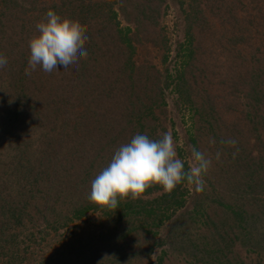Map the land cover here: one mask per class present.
Here are the masks:
<instances>
[{
  "label": "trees",
  "instance_id": "trees-1",
  "mask_svg": "<svg viewBox=\"0 0 264 264\" xmlns=\"http://www.w3.org/2000/svg\"><path fill=\"white\" fill-rule=\"evenodd\" d=\"M118 1L0 0V55L8 60L0 68V264H134L131 258L140 252H131L128 239L144 229L143 239L155 235L147 228L158 227L184 207L187 189L180 187L184 183L152 200L118 198L116 209L88 199L91 181L107 166L114 151L134 135L144 134L145 102L159 97L163 90L155 83L143 85L150 82L149 76L142 83H133L138 67L132 30L120 26L115 8ZM259 2L264 51V0ZM49 8L80 23L89 37L87 58L80 61L75 73L64 68L46 73L37 66L31 75H25L28 41ZM245 27L244 33L251 36L256 27L252 16L245 20ZM247 39L246 45L253 42L252 37ZM149 91L155 96H147ZM143 92L147 93L144 98ZM108 103L113 109L110 106L111 115L105 122H87L100 116L94 110ZM127 115L139 123L131 121L128 127L119 128ZM138 125L141 130L135 133ZM190 141L197 146L195 138ZM237 177L234 170L232 178ZM205 179L209 183L208 173ZM263 180L260 187L264 190ZM158 189L149 187L141 195ZM251 193L253 188L246 192ZM234 207L225 205L236 218L249 251L264 257V204L258 206L262 213L254 214L249 200L252 214L248 215L244 205ZM170 209L172 214H165ZM96 212L103 217L102 240L93 234L90 238V233L71 232L72 223ZM250 217L252 224L248 223ZM118 224L122 228L117 229ZM152 250H147V256Z\"/></svg>",
  "mask_w": 264,
  "mask_h": 264
},
{
  "label": "rangeland",
  "instance_id": "rangeland-1",
  "mask_svg": "<svg viewBox=\"0 0 264 264\" xmlns=\"http://www.w3.org/2000/svg\"><path fill=\"white\" fill-rule=\"evenodd\" d=\"M259 1L119 0L115 7L120 26L132 30L133 58L138 67L133 83H142L149 76L150 82L143 85L163 88L159 97L145 102L144 134L158 139L170 132L177 156L188 167L193 164L191 138L197 140L195 148L211 160L209 183L204 177L202 192L181 184V189H187L184 207L158 227L147 228L155 235L143 239L144 229L128 239L131 252H140L131 258L134 264L140 260L146 264H264V257L249 251L236 218L225 208L244 205L248 215L252 214L249 200L254 214L262 213L258 206L264 204L260 187L264 179V51ZM249 16L256 22L251 36L244 33ZM188 37H192L191 43ZM248 37L253 42L246 45ZM147 93L143 92V98L145 94L155 96V92ZM110 106L94 110L100 116L87 122H105L111 115ZM129 115L119 128L138 122ZM140 130L138 125L135 133ZM228 140L236 143H224ZM234 170L236 179L232 178ZM151 187L159 189L139 198L152 200L166 193L159 185ZM252 188L253 193L246 194ZM102 218L99 212L90 213L72 223L71 232L90 233V238L93 234L102 240ZM115 227L122 228L120 224ZM85 242L89 246L87 239ZM150 247L153 253L149 257Z\"/></svg>",
  "mask_w": 264,
  "mask_h": 264
},
{
  "label": "clouds",
  "instance_id": "clouds-1",
  "mask_svg": "<svg viewBox=\"0 0 264 264\" xmlns=\"http://www.w3.org/2000/svg\"><path fill=\"white\" fill-rule=\"evenodd\" d=\"M88 39L78 21L61 17L49 8L36 23L35 34L28 41L30 55L25 75H31L37 66L46 73L61 68L77 72L80 61L87 58ZM7 63V58L0 55V68ZM224 143L234 145L236 141ZM219 157L217 152L216 158ZM191 159L193 164L186 170L170 132H164L158 139L136 134L114 151L107 166L91 181L88 199L98 206L116 209L118 198L136 200L153 185L171 192L177 185L187 183L200 193L211 160L195 147L191 149Z\"/></svg>",
  "mask_w": 264,
  "mask_h": 264
}]
</instances>
